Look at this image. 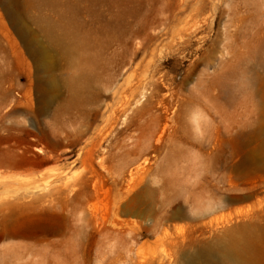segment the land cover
Instances as JSON below:
<instances>
[{"label":"rangeland","instance_id":"1","mask_svg":"<svg viewBox=\"0 0 264 264\" xmlns=\"http://www.w3.org/2000/svg\"><path fill=\"white\" fill-rule=\"evenodd\" d=\"M30 1L25 32L44 42L46 26L68 30L92 78L71 98L64 76L78 64L58 56L60 87L39 111L36 63L0 1V111L31 131L8 142L28 162L9 188L52 182L20 201L32 204H0V222H22L31 235L13 238L32 246L0 249V264H182L241 226L264 230V0ZM58 172L79 180L69 202ZM56 222L59 235L34 233Z\"/></svg>","mask_w":264,"mask_h":264},{"label":"bare ground","instance_id":"2","mask_svg":"<svg viewBox=\"0 0 264 264\" xmlns=\"http://www.w3.org/2000/svg\"><path fill=\"white\" fill-rule=\"evenodd\" d=\"M0 1L5 12L9 16L14 28L23 36L24 41L27 44L28 51L31 54V56L34 58V61L36 63V67L39 72L37 78V92H38V100L40 103L39 111L41 112L45 111L46 108L55 100L57 94L56 91L58 87H60L58 82L52 76V69L54 66V62L58 56L67 59L68 60L67 62L70 63V65L78 64V68L76 71L74 70L73 72H70L69 74L64 76L65 79L64 86L68 90L71 98L74 99L77 98L78 96H81L84 90L88 88L87 86L92 77L90 70L84 65H82L81 58L77 57L76 54L77 48H74L73 43L67 40V37L70 35V32L65 29L62 33H57L53 30L52 27L46 26L44 31L47 38L46 41L42 42L41 40L35 38L34 36L28 35L25 32V29L22 25V9L27 5H30L31 3L30 0H0ZM262 65L264 67V58L262 60ZM96 75H97V71H96ZM0 94L2 96V99H6V96L9 94V92H6L5 90H1ZM2 111H0V170H1L0 171L1 172L0 204H32L31 202H20V201L21 199L27 197V195L28 196L33 195L34 192L36 191L45 190L47 187H49L52 184V182L50 181V178L46 177L44 181L45 186L41 187L40 184H37L34 185L33 187L30 186L28 188L25 187V192H23L22 194H18V189L20 190V192L21 189H23L21 186L16 189L9 188L11 186H14V182L8 178V174H9L8 172H10L11 170H19V171L23 169L26 170L28 162L27 160L24 159V154L22 153L23 150H21L23 149V147L21 148L17 145L13 146L8 142L11 138H16V137L19 138V136L23 135L24 133L31 134V131L25 130L23 124L17 119H15V117L13 116L14 110L6 109L3 112ZM257 133H259V135L263 137V150H264V122L261 126V129ZM73 143H76V141L74 140ZM60 174L61 173L58 172L56 181L54 178V185L55 188H57L58 190H61L62 188H67L73 192L71 196L69 195L67 196L68 197L67 201L69 202L73 200L74 197L76 196L77 193L76 190L79 180H77L75 177L72 176L60 177L59 176ZM80 183L85 184L86 180H80ZM93 187L95 194L98 195L100 190L97 181L94 183ZM101 187L103 188L102 185ZM46 195L47 194H40V193L35 194L38 200H40L38 204H45ZM52 200L53 199H51V201ZM25 208L28 209L27 207ZM26 209L22 207V209L19 208L18 211L20 213H23ZM181 213H183L182 205L176 207L173 210L172 215L178 216ZM94 216H95L94 217L95 223L97 224L98 227H100L102 224L100 218L98 220V218L96 217L97 216L96 213H94ZM0 224L2 225L0 227L2 228L0 230V240H6L7 238L12 237V239L7 241L6 243H3L0 249L3 252L16 251L18 256L25 255L31 249L32 246L29 243L18 241L13 237L30 236L31 234L30 232L28 233L27 227L24 226L22 222L11 221V220H3L0 222ZM39 224L40 225H38L35 228L34 233L41 234L44 237L59 235L63 229L62 224L58 222L53 223L54 225H47L45 223H39ZM250 229L252 230L250 231ZM239 231L241 233L240 237L237 238L233 237L228 241L218 240L215 243L204 245L193 252L185 253L184 255H182L183 256L182 264H264V252L262 250H258V246L255 243L256 240L259 237H261L260 232H264V230H261L257 225L248 224L239 227Z\"/></svg>","mask_w":264,"mask_h":264}]
</instances>
